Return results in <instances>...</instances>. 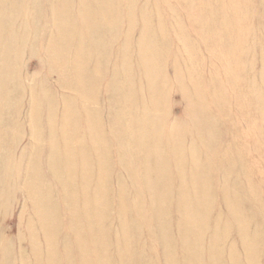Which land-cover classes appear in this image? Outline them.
Instances as JSON below:
<instances>
[{
  "label": "rangeland",
  "instance_id": "rangeland-1",
  "mask_svg": "<svg viewBox=\"0 0 264 264\" xmlns=\"http://www.w3.org/2000/svg\"><path fill=\"white\" fill-rule=\"evenodd\" d=\"M13 1L0 17L13 21L0 40V264H97L91 237L108 264L135 240L164 264L153 237L178 198L208 215L205 245L213 230L241 263L230 202L264 264V0Z\"/></svg>",
  "mask_w": 264,
  "mask_h": 264
},
{
  "label": "bare ground",
  "instance_id": "bare-ground-1",
  "mask_svg": "<svg viewBox=\"0 0 264 264\" xmlns=\"http://www.w3.org/2000/svg\"><path fill=\"white\" fill-rule=\"evenodd\" d=\"M105 2V1H104ZM62 4V3H61ZM144 4V3H143ZM7 5V7H6ZM13 5H14V1L13 0H10V1H6V0H0V17H1V12L4 13L6 10L7 11H10L13 9ZM101 5H103L101 3ZM71 6V5H70ZM131 8V7H130ZM57 9V8H56ZM50 12V10H49ZM68 13V12H67ZM102 13V12H101ZM107 14V13H106ZM247 14V13H246ZM263 14V13H262ZM248 15V14H247ZM100 16V15H99ZM106 16V15H105ZM148 20V19H147ZM20 21V20H19ZM146 21V20H145ZM150 21V20H149ZM12 20H8V23L6 25H3V24H0V40L2 38V35L4 32H11L13 33L12 31ZM84 22V21H83ZM114 21L112 20V23ZM2 23V22H1ZM22 23H25V22H22ZM131 24V23H130ZM23 27V26H22ZM18 28V27H16ZM212 28V27H211ZM56 29V28H55ZM62 29V28H61ZM145 29V28H144ZM17 30V29H16ZM133 30V29H132ZM143 31V30H142ZM212 31V30H211ZM210 31V32H211ZM29 32V31H28ZM115 32V31H114ZM153 32V31H152ZM180 32V31H179ZM23 33V32H22ZM33 33V32H32ZM91 33V32H90ZM143 33V32H142ZM150 34V33H149ZM87 35V34H86ZM146 35V33H145ZM17 36V35H16ZM23 36V35H22ZM26 36V35H25ZM66 36V35H65ZM159 36V35H158ZM89 37V36H88ZM145 37V36H144ZM17 38V37H16ZM150 38V37H149ZM91 39V38H90ZM183 39V38H182ZM97 40V39H96ZM141 39H138V41H140ZM164 40V39H162ZM24 41V40H23ZM145 41V40H144ZM17 42V41H16ZM59 42V41H58ZM180 42V41H179ZM144 42L142 41V44ZM194 43V41H193ZM52 44V43H51ZM123 44V43H122ZM69 46V45H68ZM75 46V45H74ZM95 46V45H94ZM138 46V44H137ZM61 47V46H60ZM82 48V47H81ZM140 48V47H139ZM21 49V48H20ZM53 49V48H52ZM104 49V48H103ZM200 49V48H199ZM145 51V50H144ZM20 52V51H19ZM186 53V52H185ZM19 55V53H17ZM69 54V53H68ZM76 54V53H75ZM78 54V53H77ZM132 54V53H131ZM148 54V53H147ZM7 55V54H5ZM90 57V56H89ZM147 57V56H146ZM91 58V57H90ZM148 58V57H147ZM9 59V58H8ZM21 59V58H20ZM135 59H136V62H137V65L139 66H142V72H143V75H142V78H143V82L145 84V90L147 92H152L153 91V88L155 87V84L157 83L156 82V79H155V76L153 74L152 71L150 70H147L145 68V66H143V58H142V55H141V52L140 50H138L137 52H135ZM87 60V59H86ZM146 60V59H145ZM1 61V60H0ZM6 61V60H5ZM9 62V61H8ZM150 62H152L150 60ZM21 63V62H20ZM48 64V63H47ZM21 67V66H20ZM54 68V67H53ZM121 68V67H120ZM185 68V66H184ZM2 69V68H1ZM77 69V68H76ZM4 70V69H3ZM122 71V70H121ZM158 72V71H157ZM182 72V71H180ZM126 73V71H125ZM10 74V73H9ZM157 74V73H156ZM181 74V73H180ZM5 75V74H4ZM126 75V74H125ZM235 76V75H234ZM260 76V75H259ZM3 77V76H1ZM95 78V77H94ZM160 78V77H159ZM96 79V78H95ZM98 79V78H97ZM69 81V80H67ZM130 82V81H129ZM115 84V83H113ZM159 84V82H158ZM248 85V84H247ZM157 86V85H156ZM241 86V85H240ZM123 87V86H122ZM140 87V86H139ZM81 88V87H80ZM163 88V87H161ZM143 89H138L136 91V98L141 100L143 99V97L140 98V96H143ZM35 91V90H33ZM132 93V92H131ZM256 93V92H255ZM260 94V93H259ZM258 95V94H257ZM86 96V95H85ZM150 99V98H149ZM68 100V99H67ZM152 100V99H151ZM65 101V100H64ZM125 101V100H124ZM161 101V100H160ZM66 102V101H65ZM93 102V100L91 101ZM94 103V102H93ZM92 103V104H93ZM68 104V103H67ZM96 105V104H95ZM124 106V105H123ZM31 107V106H30ZM67 110V109H66ZM30 111V109H29ZM77 112V111H76ZM100 113V112H99ZM156 113V112H154ZM144 114H146V112H144ZM49 118V117H48ZM66 119V118H65ZM64 120V119H63ZM85 120V119H84ZM57 122V121H56ZM152 122V121H151ZM92 123V122H91ZM144 123V122H143ZM150 123V122H149ZM140 124V123H139ZM138 124V125H139ZM151 124V123H150ZM64 125V124H63ZM58 127V126H57ZM79 127V126H78ZM20 128V127H19ZM112 129V128H111ZM138 129V128H137ZM6 130V129H5ZM91 130V129H90ZM130 130V129H129ZM3 131V130H2ZM65 131V130H64ZM113 131V130H112ZM236 131V130H235ZM6 132V131H5ZM9 132V131H8ZM91 132V131H90ZM69 133V132H68ZM210 133V132H209ZM74 135V134H73ZM72 136V135H71ZM93 136V135H92ZM217 136V135H216ZM35 137V136H34ZM197 137V136H196ZM219 137V135H218ZM214 138V137H213ZM238 138V137H237ZM14 139V138H13ZM33 140V139H32ZM85 140V139H84ZM89 140V139H88ZM96 142V140H94ZM53 143V142H52ZM227 143V142H226ZM159 144V143H158ZM14 146V145H13ZM132 146V145H131ZM130 146V147H131ZM14 148V147H13ZM115 148V147H114ZM129 149V147H127ZM79 149V148H78ZM116 150V149H115ZM137 150V149H135ZM57 151V149H56ZM29 152V150H28ZM79 152V151H78ZM184 153V152H183ZM89 154V153H88ZM11 155V154H10ZM97 155V154H96ZM103 155V154H102ZM124 155V154H123ZM178 155V154H177ZM189 155V154H188ZM95 156V155H94ZM100 156V155H99ZM104 156V155H103ZM186 156V155H185ZM98 157V156H97ZM155 157V156H154ZM189 157V156H188ZM13 157H11L12 159ZM86 158V157H85ZM83 158L82 161L80 162L81 165H80V170L82 169V180H83V183L85 182L86 180V173H87V166L85 164V161L86 159ZM156 158V157H155ZM21 159V158H20ZM39 159V158H38ZM158 159V158H157ZM14 160V159H13ZM26 160V159H25ZM28 161V160H26ZM11 162V161H10ZM120 162V161H119ZM155 162V161H154ZM147 163V162H146ZM149 163V162H148ZM20 164V163H19ZM26 165V164H25ZM28 165V163H27ZM100 165V164H99ZM139 165V164H137ZM10 166V165H9ZM21 165L18 166V168L20 167ZM35 166V165H34ZM179 166V165H178ZM28 167V166H27ZM123 167V166H122ZM157 167V166H156ZM144 168V167H142ZM160 168V167H159ZM162 168V167H161ZM33 169V168H32ZM40 169V168H39ZM155 169V168H154ZM179 169V167H178ZM196 169V168H195ZM12 170V169H11ZM24 170V168H23ZM159 170V169H158ZM224 170V169H223ZM161 171V170H160ZM39 173V172H38ZM81 173V172H80ZM152 173V172H151ZM224 173V172H223ZM227 173V172H226ZM25 174V173H24ZM37 174V173H36ZM11 175V174H10ZM203 175V174H202ZM23 176V175H22ZM26 176V175H25ZM104 176V175H103ZM127 176V175H126ZM154 177V176H153ZM222 178L224 177L221 176ZM18 178V177H17ZM227 178V177H226ZM142 179V178H141ZM246 179V178H245ZM10 180V179H9ZM41 180V179H40ZM38 180V181H40ZM100 180V179H98ZM247 180V179H246ZM12 181V180H11ZM159 181V182H158ZM160 181H161V175H157L156 177V180H155V183H151V182H146L145 183V188L148 189L149 192H152V194L154 193H158V190L161 189L160 192L163 191L162 187L160 186ZM23 182V181H21ZM100 182V181H99ZM185 182V181H184ZM18 183V182H17ZM181 183V182H180ZM23 184V183H22ZM204 184V183H203ZM12 185V184H11ZM14 185V184H13ZM21 185V184H20ZM88 185V184H87ZM136 185V184H135ZM180 185V184H179ZM201 185V184H200ZM244 185V184H243ZM210 186V185H209ZM13 187V186H12ZM98 185H96L95 188H97ZM181 187V186H180ZM179 187V188H180ZM2 188V187H1ZM6 188V187H5ZM23 188V187H22ZM83 188V187H82ZM104 188V187H103ZM14 189V187H13ZM117 189V188H116ZM182 189V188H181ZM97 190V189H96ZM213 190V189H211ZM1 191V189H0ZM117 191V190H116ZM208 191V190H207ZM86 192V191H85ZM93 192V191H92ZM120 192V191H119ZM201 192V191H200ZM199 192V193H200ZM97 193V191H96ZM205 193V192H204ZM234 193V191H233ZM94 194V193H93ZM9 195V194H8ZM232 195V194H231ZM38 196V195H37ZM148 196V195H147ZM197 196V195H196ZM11 197V196H10ZM27 197V196H26ZM118 197V195H117ZM132 197V196H131ZM156 198V196L154 195H151L150 194V198ZM194 197V196H193ZM208 197V196H207ZM90 198V197H89ZM93 199V198H92ZM2 201V200H1ZM9 202V201H6V203ZM95 202V201H94ZM2 203V202H1ZM5 203V202H4ZM93 203V202H92ZM150 203V202H149ZM212 203V202H211ZM223 203L226 207H228V212H229V215H230V219L232 220V226L235 227L236 229V234L238 236V241H239V247L242 251V255L241 256V263L239 262V260L237 259L236 255H235V252L233 250V248H230L227 252H225L224 248H223V244H219L218 242V236L217 234H215V231L212 230V233L211 235L209 236L208 238V242H207V245H205V234L207 232V229H204L202 227H200L201 224H203L205 222V224L208 222V215H205L204 216H198L196 215L195 213H197L198 211V208L195 209L194 207V203L192 202L191 204L187 203L185 204V202L181 199H177V206H176V209L174 210L175 212V220H174V223H171L172 224V228L171 227H166L167 228V231H159V234L155 235L153 237V242L154 244H156V247L159 248V251H161L160 253V256L162 258V260L164 261V264H257V260L258 258L256 257V255H253L252 254V242L256 240L257 238V234H254L252 236L251 239H248V236H246L245 234V224L246 222H244V219L242 218H239V216L237 217L236 215H234L232 212H231V208H232V205L230 204V202H225L223 200ZM49 204V203H48ZM72 204V203H71ZM135 205V204H134ZM164 205V204H163ZM228 205V206H227ZM3 206V205H2ZM1 206V207H2ZM6 206V204H5ZM30 206H32L30 204ZM39 206V205H38ZM95 206V205H94ZM99 206V205H98ZM0 207V208H1ZM101 207V206H100ZM151 207V206H150ZM152 210L156 209V207L154 205H152ZM171 208V207H170ZM2 209V208H1ZM165 209V208H164ZM97 211V209H96ZM95 211V212H96ZM103 211V210H102ZM149 211V210H148ZM166 211V210H165ZM34 212V211H33ZM117 212V211H116ZM156 212V211H155ZM102 213V212H101ZM104 213V212H103ZM127 213V212H126ZM142 213V211H141ZM148 213V212H147ZM165 213V212H164ZM166 214V213H165ZM34 215V213H33ZM126 215V214H125ZM152 215V214H151ZM150 215V216H151ZM141 216V214H140ZM149 216V214H148ZM169 216V215H168ZM36 217V216H35ZM127 217V216H126ZM152 217V216H151ZM142 218V217H141ZM149 218V217H148ZM147 218V219H148ZM245 218V217H244ZM246 219V218H245ZM153 220L155 222V228H158L159 230H162V227L166 226L164 223L165 221L162 220L161 216H160V212H156L153 214ZM36 221H37V217H36ZM71 221V220H70ZM147 221V220H146ZM164 222V223H163ZM37 223V222H36ZM167 223H169V220H168V217H167ZM213 224L211 225V227L214 228L215 230V227L217 226L218 224V219H215L213 222ZM255 224V222H254ZM264 224V223H263ZM26 225V224H25ZM152 225V224H151ZM38 226V225H37ZM91 227V226H90ZM247 227V226H246ZM95 228V227H94ZM96 228L97 225H96ZM39 229V228H38ZM117 229V228H116ZM148 229V228H147ZM120 230V229H119ZM171 230V231H169ZM116 232V231H115ZM118 232V231H117ZM161 232V233H160ZM89 233V232H88ZM75 234V233H74ZM91 234V233H90ZM89 234V235H90ZM28 235V234H27ZM76 235V234H75ZM115 235V234H114ZM252 235V234H251ZM110 237V236H109ZM42 238V237H41ZM76 238L78 239L77 235H76ZM171 238L172 240H174V242H171ZM91 242L93 244V246H98L96 249H93L94 250V261L97 263V264H108V261L107 259H102V257H106L107 258V255L106 253H102V256H101V249L103 250L104 252V249H105V245L106 243L103 244V246L99 247V245H97L98 243H101V242H98L96 243L94 241V238L91 237ZM139 239V238H138ZM1 240V239H0ZM207 240V239H206ZM45 242V240H44ZM43 242V243H44ZM115 242V241H114ZM124 242L125 244L127 243V240L124 239ZM173 243V244H172ZM8 244V243H7ZM36 244V243H35ZM118 246H120L118 248L117 246V250L116 251V254L114 255V258H113V261H114V264H125V261H128L129 264H148L147 260H145L146 258L143 256V245L141 244V246L138 245V242L137 240H135L134 242V249L130 250L131 253H128L125 255V256H122V255H119V249H121V245L120 243H116ZM124 244V245H125ZM47 245V244H45ZM78 245H81V244H78L77 243V247ZM8 246V245H7ZM6 246V247H7ZM30 246V245H29ZM115 246V245H114ZM126 246V245H125ZM83 247V246H82ZM116 247V246H115ZM63 248V247H62ZM61 248V249H62ZM86 249V247H85ZM176 249H179L180 250V255L177 256L176 255ZM7 250V248H6ZM55 250V249H54ZM257 250V249H256ZM45 252H47L46 250H44ZM63 251V250H62ZM85 250H83L84 252ZM67 252V251H66ZM78 252V251H77ZM81 252V251H80ZM6 253V252H5ZM31 253V252H30ZM79 253V252H78ZM88 253V252H87ZM86 253V254H87ZM83 254V253H82ZM5 255V254H4ZM3 255V257H4ZM84 255V254H83ZM46 256V255H44ZM48 256V255H47ZM46 256V257H47ZM50 257V256H49ZM103 257V258H104ZM20 258V257H19ZM33 259V258H32ZM80 261L79 263L81 264H88L87 262V259L85 258V256H80ZM78 259V260H79ZM19 260V259H18ZM66 262V261H65ZM34 263V262H33ZM40 263V262H39ZM36 264V263H35ZM45 264H47L45 262ZM73 264V263H72Z\"/></svg>",
  "mask_w": 264,
  "mask_h": 264
}]
</instances>
